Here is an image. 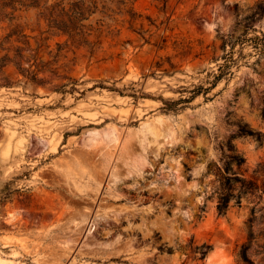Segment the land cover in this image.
I'll list each match as a JSON object with an SVG mask.
<instances>
[{"label": "rangeland", "instance_id": "obj_1", "mask_svg": "<svg viewBox=\"0 0 264 264\" xmlns=\"http://www.w3.org/2000/svg\"><path fill=\"white\" fill-rule=\"evenodd\" d=\"M258 3L133 0L91 52L0 0V264H264ZM231 147L260 189L219 214Z\"/></svg>", "mask_w": 264, "mask_h": 264}, {"label": "trees", "instance_id": "obj_2", "mask_svg": "<svg viewBox=\"0 0 264 264\" xmlns=\"http://www.w3.org/2000/svg\"><path fill=\"white\" fill-rule=\"evenodd\" d=\"M133 0H23V6L38 8V15L42 17L47 25L46 31L58 35H65V40L58 46H89L90 51H93L94 41L90 37L94 33L101 34L103 28L109 29L110 22L114 20V15L129 14L128 21L132 23L136 18V13L132 10L131 3ZM257 10H263L264 4L258 3ZM112 31V30H108ZM37 70H30L23 68V74L32 81H37ZM34 74L29 76V73ZM213 84V83H212ZM63 83L57 86V89H63ZM210 86H198L196 92L192 95L202 92H207ZM72 89H74L72 87ZM189 99H179L177 102L188 101ZM170 108V107H165ZM231 153L223 162L222 172L219 174V186L217 190L216 208L219 214L225 213L229 206V202L234 199V204L240 205V194L245 192H254L260 189V185L256 179L246 178L241 173L242 167L245 163V157L236 151L233 147L230 148ZM258 171H264V163H261ZM239 183L238 191L234 192L235 184ZM263 189V188H262ZM264 191V189L262 190ZM252 221V219H250ZM201 253H205L203 246ZM248 242H243L238 251L240 259L249 263L248 258Z\"/></svg>", "mask_w": 264, "mask_h": 264}, {"label": "bare ground", "instance_id": "obj_3", "mask_svg": "<svg viewBox=\"0 0 264 264\" xmlns=\"http://www.w3.org/2000/svg\"><path fill=\"white\" fill-rule=\"evenodd\" d=\"M112 129V128H111ZM113 131L114 129H112L111 133L112 135H109L108 133H105V136L107 138H109L110 140H116V136L113 135ZM95 134V133H94ZM101 135V134H100ZM68 163V162H67ZM66 163V164H67ZM72 163H69L68 166L72 167ZM220 251V250H219ZM212 251V254L211 252L209 253V256L206 257L207 258V264H230L229 260L227 259L226 254L224 255L223 253L221 252H218V253H214Z\"/></svg>", "mask_w": 264, "mask_h": 264}, {"label": "water", "instance_id": "obj_4", "mask_svg": "<svg viewBox=\"0 0 264 264\" xmlns=\"http://www.w3.org/2000/svg\"><path fill=\"white\" fill-rule=\"evenodd\" d=\"M205 264H207V259H206V261H205Z\"/></svg>", "mask_w": 264, "mask_h": 264}]
</instances>
